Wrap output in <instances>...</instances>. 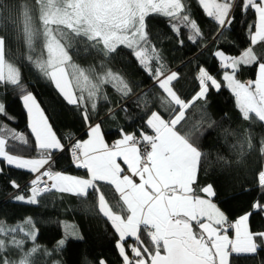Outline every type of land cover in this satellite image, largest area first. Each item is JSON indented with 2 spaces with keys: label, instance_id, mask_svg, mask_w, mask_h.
<instances>
[{
  "label": "snow or ice",
  "instance_id": "snow-or-ice-1",
  "mask_svg": "<svg viewBox=\"0 0 264 264\" xmlns=\"http://www.w3.org/2000/svg\"><path fill=\"white\" fill-rule=\"evenodd\" d=\"M191 3L0 0V89L7 95L11 87L18 94L32 137L30 140L26 133L9 127L15 118L0 99V161L5 167L34 174L24 188L9 177L16 202L39 205L44 195L55 193L72 195L81 202L91 198L96 213L114 229L121 264H233L234 259L257 257L258 264H264V224L250 227L253 215L264 220V136L256 141L252 131L256 124L264 127V54L255 50L264 44V0H195L205 18L215 25L208 36ZM153 15L166 18L180 47L186 40L205 49L214 47L222 79L197 64L198 90L182 95L175 86L182 78L179 69L166 67L163 52L152 38L149 18ZM240 23L248 45L238 56L226 54L220 47L221 37L226 41L225 33ZM13 43L15 52L10 46ZM125 49L149 77L152 88L143 90L113 67L114 59ZM81 55L92 56L93 62L81 66L74 59ZM25 64L80 112L88 139L69 137L66 145L58 138L28 89ZM245 67L256 69L255 79L238 78ZM225 86L235 98L239 118L249 124L243 134L223 128L207 110L209 91ZM108 87L119 96V110L127 111L134 102L146 113L145 127L133 132L120 129V137L111 144L101 131L102 121L93 122L101 102L111 105ZM153 88L160 92H153ZM107 110L115 114L113 107ZM219 129L232 155L217 154L215 164L230 169L252 151L261 157L255 170L261 195L241 209L234 221L214 202V184H200V174L213 165L201 140ZM229 137L232 143H228ZM31 150L35 156L24 154ZM65 151L70 163L85 171L84 176L54 169L56 153ZM3 174L4 167H0V176ZM38 237L39 222L34 217L13 223L0 219V264H63L58 256L67 241L82 239L75 226L71 231L66 228L52 248L40 244ZM96 264L107 261L101 258Z\"/></svg>",
  "mask_w": 264,
  "mask_h": 264
},
{
  "label": "trees",
  "instance_id": "trees-1",
  "mask_svg": "<svg viewBox=\"0 0 264 264\" xmlns=\"http://www.w3.org/2000/svg\"><path fill=\"white\" fill-rule=\"evenodd\" d=\"M191 8L194 16L200 23L205 36L214 29L215 25L210 19L205 18L203 12L197 7L195 0H192ZM239 19V17H238ZM242 23L236 24L234 29L225 33L227 40L221 37L220 47L226 51V54L238 56L241 50L245 48L244 30ZM149 28L153 40L162 50L166 67L173 70L179 69L181 79L175 82V86L181 91L182 95L190 96L198 90V81L195 77L197 73V64L204 66L218 80L222 79V70L218 58L213 53L215 48H202L200 45H193L185 41L184 47H180L173 33L166 24V18L155 16L149 18ZM186 34V33H185ZM159 37V39H157ZM230 41H234L231 43ZM208 41H204L207 43ZM15 52L16 44L10 45ZM264 48V44L256 46L258 52ZM23 52V47L20 48ZM262 53V52H261ZM264 54V52L262 53ZM77 63L87 67L93 62L92 56L86 58L81 55L74 57ZM113 67L123 71L130 79L135 80L141 85V88L147 91L152 88V82L149 77L140 70L136 62L127 55V50H123L121 55L114 59ZM256 69L254 67H245L238 78L241 81L254 79ZM24 80L36 96L42 110L44 111L48 122L52 126L53 132L58 138H63L67 145L69 137L72 139H83L87 135V127L82 119L80 112L72 105L67 104L46 79L40 78L31 67H23ZM141 89H137L139 92ZM153 92L159 93L158 88H153ZM107 93L111 105L101 102L98 106V117L94 116L93 122L102 121L101 131L105 141L109 144L120 137V129L128 132L137 131L145 127L144 120L146 113L143 106H137L136 103H130L127 111L119 110L118 94L111 88H107ZM17 93L10 87L7 95H4L3 89H0V99L7 106V111L15 118L9 122V127L19 132L26 133L32 140L28 128V115L22 102L17 98ZM200 103H204L201 101ZM115 109V114L108 113V107ZM207 110L214 120L223 125V128H231L243 134L248 129V122L240 119V113L235 103V98L231 91L225 86L220 91L211 89L207 95ZM222 129L213 132L212 135L202 138L201 145L210 153L209 158L213 160L212 168L200 174V184H214L217 196L215 201L226 199L229 201L234 213H241V209L247 208V202L241 200V196H251L258 199L262 190L255 182V170L260 166L261 157L258 151L248 153L240 165L233 164L230 169H223L215 164L217 154L229 155L228 144L224 142L220 135ZM256 141L264 136V127L259 124L252 126ZM34 144V141H32ZM232 137L228 138V143H232ZM11 147V143L9 145ZM258 147V145H257ZM7 150V149H6ZM20 154V153H14ZM25 155L35 156L34 150L24 153ZM68 152L56 153V160L53 167L60 171H67L70 174L84 176L85 171L77 169L70 164ZM0 167H4V174L0 176V219H6L8 223L20 222L24 217H34L39 222L38 241L42 245L52 248L56 241L61 239L67 228L69 231L75 226L77 235L82 239L70 238L58 258L63 264H96L99 259H104L107 264H121V257L115 247L116 234L111 227L110 222L98 215L94 209V201L89 198L87 202H81L78 198L69 194H46L41 198L39 205H27L16 202L12 199L16 190L9 184V177L16 179L22 188L33 178L34 174L26 170H18L14 167H5L0 161ZM66 222V223H61ZM264 224L260 215H253L250 218V227L259 228ZM133 241L130 239L129 243ZM264 257V253L261 254ZM13 258H16L14 255ZM260 257L255 260L251 258L234 259L233 264H258Z\"/></svg>",
  "mask_w": 264,
  "mask_h": 264
},
{
  "label": "crops",
  "instance_id": "crops-1",
  "mask_svg": "<svg viewBox=\"0 0 264 264\" xmlns=\"http://www.w3.org/2000/svg\"><path fill=\"white\" fill-rule=\"evenodd\" d=\"M242 29L244 30V39L246 40V42H245V47L248 45V37H247V34H246V31H245V28H244V26L242 25ZM257 52V51H256ZM263 53L264 52V48L263 49H260V51H258L257 53ZM240 55V54H239ZM221 70L223 71V69L221 68ZM222 73V72H221ZM255 79V78H254ZM246 81V80H245ZM39 103V102H38ZM42 109V108H41ZM25 111H26V109H25ZM26 114H27V111H26ZM28 124H29V118H28ZM50 124V123H49ZM53 130V129H52ZM87 131H88V129H87ZM83 139H88V136L86 135ZM118 139V138H117ZM83 170V169H82ZM70 174V173H69ZM74 175V174H73ZM77 176H79V175H77ZM201 195H203V194H201ZM242 197V196H241ZM243 199L244 200H246V202H247V207H248V205L253 201V197H251V196H244L243 197ZM214 202H216L217 204H218V206L219 207H221V209L222 210H224L225 212H226V214L228 215V217H229V219L230 220H235L241 213H239V214H237V213H234L233 212V210H232V208H231V205H230V203H229V201H227L226 199H224V200H220V201H215L214 200ZM233 234V232H232V230H230V235H232Z\"/></svg>",
  "mask_w": 264,
  "mask_h": 264
},
{
  "label": "rangeland",
  "instance_id": "rangeland-1",
  "mask_svg": "<svg viewBox=\"0 0 264 264\" xmlns=\"http://www.w3.org/2000/svg\"><path fill=\"white\" fill-rule=\"evenodd\" d=\"M243 197H244V196L241 197V200H242V201H245V200L243 199Z\"/></svg>",
  "mask_w": 264,
  "mask_h": 264
},
{
  "label": "built area",
  "instance_id": "built-area-1",
  "mask_svg": "<svg viewBox=\"0 0 264 264\" xmlns=\"http://www.w3.org/2000/svg\"><path fill=\"white\" fill-rule=\"evenodd\" d=\"M68 155H69V153H68ZM69 160H70V158H69ZM71 164V163H70ZM72 165V164H71ZM55 169V168H54ZM55 170H57V169H55Z\"/></svg>",
  "mask_w": 264,
  "mask_h": 264
}]
</instances>
